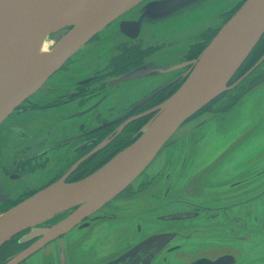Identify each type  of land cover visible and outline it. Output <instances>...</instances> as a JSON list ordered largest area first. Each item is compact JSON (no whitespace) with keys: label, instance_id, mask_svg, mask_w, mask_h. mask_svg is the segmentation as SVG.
Segmentation results:
<instances>
[{"label":"flooded vegetation","instance_id":"af4514ba","mask_svg":"<svg viewBox=\"0 0 264 264\" xmlns=\"http://www.w3.org/2000/svg\"><path fill=\"white\" fill-rule=\"evenodd\" d=\"M145 2L110 22L107 27H116L117 21L119 30L120 21L123 18H137V15L131 14L138 11ZM242 3L243 1L233 6L230 11L222 12L219 14L221 18H218L227 21ZM223 17H227L226 20ZM221 23L171 35L170 38H157L150 32L132 37L130 33L123 32L127 39L118 45H112L110 58L106 62L97 63L96 60L101 59L100 55L94 57L89 75L82 76L83 71H80L77 78L78 73H72L75 71V62L72 57L68 58L10 116L14 120L26 112L51 110L56 113V120L53 123L47 122L40 130L32 132L17 119L12 130L0 133V171L8 178L0 176V189L5 194V199L0 200V207L7 202L4 205V210H7L55 181L80 180L133 143L142 134L146 123L155 116L158 106L185 80L193 67V60L216 35ZM152 27L154 26H148L147 29ZM99 35V32L96 33L90 40L98 39ZM108 36H111L110 32ZM116 39L114 37L111 41ZM178 45H181V51L176 50L174 56H166L165 53L162 57L163 60L176 63L178 54L180 63L185 64L180 70L128 82H145L146 89L138 96L117 94L128 84L117 82L119 78L141 64L157 66V62L161 61L158 53ZM199 113L203 115V126L195 129V134L204 127L208 131L217 125L221 132L220 146L235 150L231 157L221 163H215L212 159L202 160L201 175L183 176L188 178V183L185 193L180 191L182 196L178 195L176 180L172 179V168L169 169V166L165 170L143 175L139 185L129 184L115 197L139 193L161 175H164L163 182L169 179V186L161 182L154 188L162 193L165 191L164 197H170L171 206L164 208L167 210L164 213H173V222L168 229L171 239L167 248L151 264H178L181 260L192 264L201 258L219 259L220 264H264V33L228 82V88L195 115ZM40 115L41 112L29 119L33 122V128L40 125ZM5 125L3 122L0 129L3 130ZM210 131L206 136L210 135ZM36 133H40V136L35 138L33 135ZM188 133L184 138L192 135L191 132ZM251 136L252 139L249 140ZM6 145L8 149L4 147ZM6 151V156H2ZM260 151L263 153L258 154ZM194 165L188 167V170L194 171ZM45 170L48 173L44 179L46 183L28 185L25 189L20 187L12 195L15 179H27L34 174L40 176V172ZM159 194L156 197L155 194H149L140 199L152 198L156 202L157 197H162ZM150 203L152 202L145 204L148 206ZM143 204L144 202L139 206ZM159 206L157 203V208ZM116 212L98 210L97 213L86 216L77 225L81 227L79 231L89 229V233H92L96 227L113 217V214L117 215ZM180 213H184V216L180 217ZM65 216L49 219L45 226L48 227ZM82 225L87 226L82 228ZM136 226L135 233L139 235L134 242L136 244L156 232L144 236L145 228L142 223L138 221ZM76 227L70 233L46 241L42 248L19 264L52 262L53 252L55 258L58 257L60 243L77 231ZM32 232L28 227L6 241L0 247V264L43 237L42 234L33 235ZM128 238H119L116 244L120 246ZM111 247L115 249V246ZM109 252L114 254L105 262L123 251L118 249ZM92 255L91 248L90 256ZM33 259L35 261L32 262ZM203 264H207V260Z\"/></svg>","mask_w":264,"mask_h":264},{"label":"water","instance_id":"95a60500","mask_svg":"<svg viewBox=\"0 0 264 264\" xmlns=\"http://www.w3.org/2000/svg\"><path fill=\"white\" fill-rule=\"evenodd\" d=\"M144 1L146 0H0V125L90 38ZM220 2L223 3L219 4L215 0H149L131 14L137 15V18H123L119 27L122 33L137 37L148 26L170 24L174 27L171 35L181 34L186 32L183 29L185 20L180 19L184 13H193L198 9L206 11V7L213 4L211 10L216 14L220 11L219 5H226L231 0ZM65 3L66 9L56 28L59 30L75 20L74 24L56 40L49 51L34 57L36 45L47 30L49 21L64 8ZM263 33L264 0H244L196 58L179 88L158 106L156 115L146 123L142 134L133 143L86 177L72 182L64 179L55 181L1 212L0 247L13 235L28 227L33 230V235H43L31 247L3 264H19L42 248L46 241L70 233L86 216L97 213L116 194L136 180L177 130L228 88V82ZM162 62L171 61L161 60L157 62V66L151 67L149 63H145V66L119 78L117 82L128 83L161 76L180 70L185 65L180 63L178 54L176 63L161 64ZM197 124L199 126L191 125L187 128L192 138L194 130L203 126L201 122ZM184 140L183 137L182 143ZM4 199L5 194L0 189V200ZM142 200L144 201L136 202L137 205L152 202L146 211L155 214L157 203L152 198ZM59 215L66 216L48 227L45 226L49 219ZM183 216L184 213H180V217ZM172 217L173 213L157 214V219L162 222H157L160 226L151 235L149 233L153 231L144 230V221L138 218L136 223H142L143 235L149 236L137 244L134 241L129 247L118 246L115 249L123 251L122 254L106 262L102 260L99 264H151L167 248L171 239L168 229L173 222ZM82 226L84 228L87 225ZM80 228L77 226L76 230L79 231ZM136 229L133 228L134 231ZM64 253L67 254V245L65 248L59 246L58 257L61 260L55 258L53 252L52 262L45 264H68ZM204 260H207V264H220L219 259L209 258L195 260L192 264H203ZM182 261L186 264L184 260L179 262Z\"/></svg>","mask_w":264,"mask_h":264},{"label":"rangeland","instance_id":"374dc122","mask_svg":"<svg viewBox=\"0 0 264 264\" xmlns=\"http://www.w3.org/2000/svg\"><path fill=\"white\" fill-rule=\"evenodd\" d=\"M149 0H146L148 2ZM219 1V4L223 3ZM243 0H231L230 3L226 5H219L221 14L222 12L230 11L231 8L238 3H240ZM145 2V3H146ZM239 6V5H238ZM142 7V5L140 6ZM213 7V4L206 7V11L203 9H198L197 11L193 13H184L180 19L185 20L184 27L187 32H190L192 29L194 31L199 30L200 28H206L211 25H215L217 22L225 23V21H222V19L219 16V13L214 14L211 10ZM222 16V15H221ZM219 17V18H218ZM227 17H223V20H226ZM145 30V28H144ZM174 30V27H172L170 24H161L156 27H152L150 29H147L144 33V35L147 32H150L151 34H155V36L161 37L160 34H165L166 37L170 38L172 32ZM110 32L111 36H108V33ZM64 33L63 30L56 31L52 37L54 39V42ZM100 35L98 39L95 40H89L82 48L76 52L72 58L75 62V71L72 73H78L77 75H80V71H83L82 76L89 75L88 71L92 69L91 61L94 59V57H98L100 55L101 59H97L96 62H106L110 56L112 55V45L113 44H120L121 42H124L127 38L122 34L121 30H118L117 27V21H116V27H110L107 26L102 29L100 32ZM141 33V35H142ZM116 38V41H111L113 38ZM163 38V37H161ZM116 45V46H117ZM117 48V47H115ZM176 50H182L181 45L178 46H172L170 48H165L164 50L160 51L158 55L161 57V60H163V55L165 53L171 54L174 56ZM179 52V51H177ZM115 53V49L113 51ZM182 57V56H181ZM180 57V59H181ZM193 60V65L194 61ZM161 64H174L172 62H162ZM145 66V64H141L140 66L134 68L129 73L133 72L134 70ZM73 67V66H72ZM127 73V74H129ZM125 74V75H127ZM123 75V76H125ZM74 78V77H73ZM146 89L145 82L137 81V82H131L124 86L121 93H117L122 96L126 97H133L138 96L142 93L143 90ZM116 94V95H117ZM118 96V95H117ZM217 103L214 104V107L216 108ZM214 108V109H215ZM39 112H41L40 118L41 123L36 128H33V122H30L29 119L32 116H36ZM233 112V111H232ZM56 113H54L51 110L46 111H40L37 110L32 112H26L25 114L19 115L17 118H14V120H11V117L9 116L4 123L5 128L2 130L0 129V133H4L7 131L12 130V128L15 125V120L19 119L20 123L23 127H25L28 131L33 130H40V128L43 127L44 124L47 122H54L56 120L55 118ZM156 115V114H155ZM202 114L199 113L198 115H195L191 119H189L187 122H185L179 130L173 135V137L169 140V143L166 144V146L161 150V152L156 156V158L153 160V162L141 173L140 176L137 177L136 180H134L131 184L134 186L139 185V182L143 180V175L145 174H153L157 171L165 170L169 166V169L172 168V179L176 180L177 184V191H179L178 195H181L185 193V190L187 189V180L188 178H184V175H201V161L205 159H212L215 163H221V161L229 159L231 155L234 153L235 150H233L232 147H224L220 146L221 144V132L218 130V126L215 125L210 128V130H205V127L198 130L194 137L191 136L188 138H185L184 142L182 143L183 137L189 133L187 132V128L191 125L199 126V122L202 121ZM210 116H215L213 114H210ZM196 123V124H193ZM210 131V135L206 136V134ZM35 138L40 136V133H36L33 135ZM8 141L9 138H6ZM248 139V138H247ZM245 140L247 142L248 140ZM252 139V136L249 140ZM16 140L18 141V138L16 136ZM245 142L242 144L244 145ZM181 143V144H180ZM6 149H8V146H4ZM236 149H239L237 147ZM8 151L5 153H2V156H6ZM263 153V151H260L258 154ZM196 163L195 169L188 170V167ZM41 175L38 174L31 175V177H27V179L14 180V186L12 188V195L13 192H16L21 189H25L28 185H37L45 180V176L48 174L45 170V172H40ZM163 173V171L161 172ZM160 173V174H161ZM1 174V171H0ZM29 175V174H28ZM1 177L4 179L6 178L5 175L1 174ZM164 175L159 176L156 181L152 182V184L149 185L148 188L145 190L136 193L131 196H123L121 198L114 197L112 201L106 203L100 211L112 213L114 211H117V215L113 214L114 216L110 219H107L104 221L101 225L96 227V230H94L92 233H89V229H86L84 231H74L71 233L68 237H66V241L61 242L60 246L61 248H65L67 245V254L64 253L68 264H99L102 260L105 261L106 257L108 255H111L112 252H109V250H117L113 249L111 246H115V248L118 247L116 244V241L119 238H126L129 237L127 241H123L121 245L122 247H129L131 244L137 240L138 233H135L133 230L136 226V220L138 218L143 219L145 224V230L147 232L155 230L158 226L157 222H162L159 219H157V214H162L166 212L167 210L164 209L166 207H170V197H164V193L160 191H156L157 189L155 185L163 182ZM184 178V179H183ZM32 183V184H31ZM46 183V182H44ZM162 184H166L169 186V179H166V182H163ZM11 189V186L9 187ZM154 188V189H153ZM181 191V192H180ZM160 193V194H159ZM154 195L155 197L157 194H159L162 197H157L158 199H155V201L160 205L157 208V211L155 214L150 213V211H146L148 206L144 203L141 206H138L136 202L144 201L140 198L148 196V195ZM182 194V195H183ZM181 195V196H182ZM7 203V202H5ZM1 205L0 207V213L5 211L4 205ZM147 221V222H146ZM164 223V222H163ZM90 247L93 249V255H90ZM114 254V253H113ZM69 257V258H68ZM96 257H99L96 259ZM35 259V258H34ZM31 260L32 262L35 260ZM59 260H61L60 257H58ZM70 260V262H69ZM38 264H42L40 261ZM61 264V263H59ZM178 264H184L182 262H178Z\"/></svg>","mask_w":264,"mask_h":264},{"label":"bare ground","instance_id":"6f19581e","mask_svg":"<svg viewBox=\"0 0 264 264\" xmlns=\"http://www.w3.org/2000/svg\"><path fill=\"white\" fill-rule=\"evenodd\" d=\"M66 6H67V3H65L64 8L62 10L60 9L56 13V15L53 17V19H51L49 21L47 30L45 31V33L40 38V41H38L39 42L38 45H36L37 46V49H36V52L34 54V57H38L39 55L44 54V53H46L47 51L50 50V48L53 45V41H54V39H52V37H53V35H54V33L56 31L63 30L64 32H66L74 24L75 20L71 21L70 23H68L64 27L60 28L59 30H57V28H56L57 25H58V23L60 22L63 14H64V11L66 9ZM64 34L65 33H63L60 37H62ZM59 38L57 40H59Z\"/></svg>","mask_w":264,"mask_h":264}]
</instances>
